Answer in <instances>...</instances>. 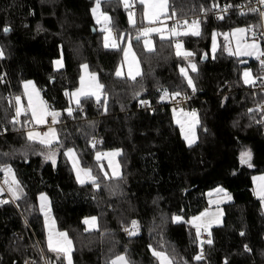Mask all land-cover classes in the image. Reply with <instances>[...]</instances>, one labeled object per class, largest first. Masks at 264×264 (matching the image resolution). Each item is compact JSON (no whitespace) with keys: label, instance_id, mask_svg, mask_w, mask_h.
I'll return each instance as SVG.
<instances>
[{"label":"trees","instance_id":"trees-1","mask_svg":"<svg viewBox=\"0 0 264 264\" xmlns=\"http://www.w3.org/2000/svg\"><path fill=\"white\" fill-rule=\"evenodd\" d=\"M219 1L169 0L178 16L202 14L200 36L177 38L194 56L187 60L177 56L170 43L176 38L163 42L157 38L152 52L139 53L141 75L130 79L115 74L120 50L103 46L91 15L94 0H0V49L4 52L0 76L5 81L0 83V131L7 128L0 135V164L13 168L24 193L20 200L3 199L9 203L0 204V264H24L30 258L40 264L39 247L55 261V254L45 246L38 205L41 193L51 202L56 227L73 241V264H108L125 249L131 264H158L149 245L188 264H225L226 259L228 264H264V213L251 181L253 174L264 173V121L257 107L264 95L241 80L244 66H251L257 77L256 61L230 56L219 35L258 25L259 16L250 11L241 15L235 9L214 20L211 11L202 13L201 6L209 9ZM229 1L237 6L248 0ZM103 9L112 17L113 27H127V13L119 0L103 3ZM5 26L11 29L8 34ZM213 31L218 34V47L211 54ZM203 53L208 60L202 62ZM58 56L63 67L54 69L52 62ZM189 61L197 64V71H190L195 92L180 73ZM82 64L97 73L105 86L107 110L95 98L87 102L81 98L84 112L71 104L74 111L69 116L64 111L70 106L65 90L78 85ZM28 79L47 104L61 112L55 128L62 146H53L55 166L39 154L46 148L37 142L28 146L23 127L28 115L20 116L18 130L11 123L15 111L8 98L20 95L22 81ZM162 89L190 96L188 109L195 110L199 119L197 140L191 147L173 122L172 109L157 106ZM141 99L155 107L138 108ZM89 122H95L94 127ZM68 148L74 149L81 167L92 169L99 189L91 182H77L63 154ZM245 148L252 152V167L240 163ZM112 149L121 150L118 162L123 180L106 179L105 162L96 160L97 151ZM117 185V194H110L109 189ZM218 185L233 200L222 206L221 224L210 229L213 244L203 245L205 258L197 262L193 257L200 251L199 241L195 229L184 221L206 208V191ZM91 216L97 218L98 227L86 231L82 221ZM173 216L183 220L173 222ZM132 220L139 222L140 231L130 237L123 228H131ZM245 244L251 252L244 251Z\"/></svg>","mask_w":264,"mask_h":264},{"label":"snow or ice","instance_id":"snow-or-ice-1","mask_svg":"<svg viewBox=\"0 0 264 264\" xmlns=\"http://www.w3.org/2000/svg\"><path fill=\"white\" fill-rule=\"evenodd\" d=\"M110 0H94V4L91 8V13L93 18L95 19L97 24H102V32L104 33V47H111L116 49L118 47L117 40L113 38V27L112 25V17L106 11H102V3H108ZM139 3L143 6V20H146L148 23L146 26L137 29V40L143 38L144 39V47L149 51H153L152 40L149 39L151 34L156 33L159 34L160 40L163 42L168 40L169 37L179 38L186 37L189 34L192 36H200L201 35V20L193 19L191 23L184 18L183 14L178 16L177 8L175 5H170L169 0H119V4L123 6L125 11L128 13V22L130 25L134 24L133 15H134V5ZM258 5L260 7H251L248 11L252 13H256L261 18L262 23L258 25H249L248 27H237L232 29L229 33H222L219 35H223L224 45L223 48L228 52L230 56H255L259 61L261 75L259 77L254 78L250 70L247 68L243 72V82L247 85H254L256 80L259 79L262 86H264V50L261 48V42H264V31H261L259 36H257L256 29H264V0H257ZM237 7L241 8V15H245L246 13L243 11V6L237 5L233 6L231 4H226L220 11L227 12L230 8ZM219 8V5L213 3L212 7L209 9H204L201 6V11L204 15H207L209 11L213 9ZM171 9V11H169ZM180 12L183 13V9H180ZM163 18L173 19L172 25L169 27L164 24ZM219 19H223V16H219ZM161 24L162 27H157L155 25ZM38 30H41L38 26ZM5 34H8L11 29L8 26H5L3 29ZM250 35V38H249ZM217 36L216 32H213L211 35L212 40V52L215 53L217 48ZM122 38V37H121ZM111 41V43H110ZM235 42V48L232 47V42ZM170 43L174 44L176 55L183 56L186 60L193 57L194 53L190 51L183 50V44L180 40H173ZM124 53L125 60L128 59L131 48L126 47L122 49ZM4 57V52L0 49V58ZM207 53H205L201 59H206ZM53 64L57 67H63L62 60L57 59L53 61ZM134 65V70H133ZM188 67L191 68L192 72L197 71V64L194 62H189ZM81 68L84 69V74L79 77V87L69 92L65 90V96L69 97L70 106L64 111L68 113L69 116H73V107L71 106L72 102H75L76 110L79 113L84 112V108L82 105L83 102H87L88 100L95 98V102L98 105L104 106L105 111L107 105V94L103 91L105 86L100 83L97 73L87 71L88 65L83 64ZM180 73L182 77L187 81L188 87L192 88L193 92L196 91L194 82L192 78L188 75L185 68H180ZM119 67L116 70V75L120 76ZM140 68L139 64L135 62V56H132V64L129 66V76L132 79H135L136 76H140ZM51 79V77H50ZM4 77L0 76V83H4ZM23 92L20 95H11L8 98L9 106L14 108L15 115L11 120V123L14 126L20 124V116L23 114L25 116L30 113V117L23 122V127L27 129L25 132V139L28 142L29 147H33L36 142L39 143L43 148H46V152H40L39 154L43 156L45 161H51L52 165H56V157L57 151L54 150V145L62 146V141L59 140V133L55 127V125L59 123V117L61 116V112L55 109H52L47 102L43 99L40 94V91L36 88L35 84L31 80L22 81ZM135 95H139L136 93ZM181 93L179 91L172 92L171 94L167 89L161 90L160 99L164 100L166 98H176L179 97ZM26 97L27 105L22 104L21 97ZM103 96V101L101 97ZM142 104L148 105V101H141ZM179 103V101H178ZM258 109H264V103L257 106ZM250 113L254 112L255 109H249ZM264 114V112H262ZM173 116L175 118V122L180 127L181 135L183 139L187 142L188 146L191 147L195 144L197 136L195 132V128L197 124H199V119L197 116V112L192 110L191 112H185L183 109H180L177 112L176 108H173ZM51 118V123L48 125L46 131H36L35 126L45 125L47 123V118ZM86 118V117H85ZM33 124V128H28L29 123ZM90 126L94 127L95 122H89ZM3 131H7V128H4ZM3 131H0V135H3ZM93 147H95L96 140L93 138L92 140ZM21 151V150H14ZM22 154L27 156L26 152H22ZM66 157H68L72 161L73 169L76 173V180L81 185L85 184L86 181L91 182L92 186L96 189L100 188V182L96 175L93 174L91 168L81 167L80 161L77 159V155L72 148H68L64 153ZM4 156H8L9 153H2ZM121 155V150L116 149L110 152H96V160L99 162L101 158L108 159V167L112 169L111 176L105 172V178L108 180L116 179L123 180L124 177L120 172V165L115 163V157ZM252 152L250 149H243L240 153V163L246 164L248 167H252ZM103 171V168H101ZM0 173H3V181L0 183V195H2L5 191V186L7 187V191L11 196L12 201H17L22 198L24 195L23 188L21 187L20 181L17 179L16 174L13 168L8 164H0ZM253 182L256 187L253 189L254 195L259 199L262 208H264V175L259 177H253ZM117 185L114 188H110L109 192L112 195L117 194ZM122 193V189L120 190ZM217 197L213 199V195ZM209 203L216 205V210L212 211L210 209H205L201 211L198 215H193L184 223L190 225L195 229V238L199 241L200 251L193 257V259L197 262L202 261L205 258L203 245L206 243L211 246L213 244L212 232L210 229L213 225L221 224V217L223 212L220 209V205L225 201H231V195L223 188L217 187L208 193ZM9 203L8 200L0 199V204ZM39 211L44 216V228L47 232V249L49 252L55 254V261L51 258H45L43 252L41 251L40 260L43 261V264H73V241L69 238L67 232L59 231L56 228V221L52 216L51 202L48 196L44 193H41L39 196ZM96 217L85 218L82 222L85 225H88L90 228L96 227ZM183 220L181 216H173V222H180ZM88 230L87 228L85 229ZM123 231L128 236H135L140 231V225L137 220L131 221V228L124 227ZM202 233H207V239H202ZM241 236H244L245 233L242 231L240 233ZM149 249L152 252L153 257L156 258L158 264H188V261L181 260L177 261L174 256H170L166 251L156 250L151 245H149ZM245 252H251V248L248 245H244ZM127 249H125L124 254L116 255L113 259H111L108 264H131V261L126 256ZM175 252V249H173ZM24 264H39L38 261L25 260ZM225 264H228L227 259L225 260Z\"/></svg>","mask_w":264,"mask_h":264},{"label":"rangeland","instance_id":"rangeland-1","mask_svg":"<svg viewBox=\"0 0 264 264\" xmlns=\"http://www.w3.org/2000/svg\"><path fill=\"white\" fill-rule=\"evenodd\" d=\"M93 4H94V2H93ZM140 6V12L137 14L136 13V11H134V15H133V21H134V24L133 25H130L129 24V22H128V13H127V27L126 28H124V29H122V28H116V27H113V24L111 25V27H113V38H115L116 40H117V43H118V47L116 48V49H119L120 50V55H121V59H120V62L118 63V65H117V67H116V70H117V68L119 67V69H120V76H123V77H128V78H130V79H132L130 76H129V66H130V64H132V56L134 55L135 56V62L136 63H138L139 64V68H140V73H141V62H140V58H139V53L141 52V51H148L145 47H144V39L143 38H141V39H139V41L138 40H134L135 38L137 39V33L135 34V35H133L131 32V29H139V28H142L143 26H146L147 25V21L146 20H143V6L142 5H140L139 3H136L134 6ZM93 6V5H92ZM92 8V7H91ZM102 11H105V9H103V3H102V9H101ZM109 14V13H108ZM91 15H92V13H91ZM110 15V14H109ZM92 18H93V16H92ZM162 19H163V21H164V24L165 25H167L166 23H167V21H168V19H166V18H163L162 17ZM93 20H94V22H95V25H96V27H97V30L98 31H100V36H101V42H102V44H103V46H104V33L102 32V24H97L96 23V21H95V19L93 18ZM260 20H261V18H260ZM262 22V21H261ZM155 26H157V27H162L163 25H161V24H157V25H155ZM122 37V38H121ZM157 38H160V36H159V34H156V33H153V34H151V36L149 37V39H151L152 40V47L154 48L155 47V40L157 39ZM170 38V37H169ZM249 38H250V35H249ZM176 40H177V38H176ZM179 40V39H178ZM182 42V41H181ZM110 43H111V41H110ZM182 44H183V42H182ZM130 46V48H131V52H130V55H129V57H128V59L127 60H125V58H124V53H123V51H122V49L123 48H126V47H129ZM233 46V45H232ZM108 48H111V47H108ZM174 49H175V47H174ZM183 50H185V51H188V50H186L185 49V47H184V44H183ZM175 52H176V50H175ZM57 59H61L62 60V57L61 56H58L57 58H55L53 61H55V60H57ZM189 62H192V61H189ZM189 62H187V64L186 65H184L183 66V68H185V70H186V72L188 73V75L190 76V71H192L191 70V68L190 67H188V64H189ZM52 65H53V68L54 69H59V68H61V67H57V66H55L54 64H53V62H52ZM83 65V64H82ZM181 68V67H180ZM248 69V70H250V73H251V75L254 77V74H253V70H252V68H251V66H244L243 68H242V70H241V80H242V83L244 84V82H243V72L245 71V69ZM116 70H115V74H116ZM133 70H134V65H133ZM87 71L89 72V73H91L92 71H90L89 69H87ZM82 74H84V69H82L81 68V66H80V73H79V77L82 75ZM136 77H138V76H136ZM135 77V78H136ZM28 80H30V79H28ZM26 81V80H25ZM32 81V80H31ZM187 82V81H186ZM35 84V83H34ZM244 85H247V84H244ZM36 86V85H35ZM79 87V78H78V85L76 86V88H78ZM36 88H37V86H36ZM75 88V89H76ZM38 89V88H37ZM74 90V89H73ZM72 90V91H73ZM23 92V85H21V93ZM71 92V91H70ZM103 98V96L101 97V99ZM21 100H22V104H24L25 106L27 105V99H26V97H21ZM72 105H75V102L73 101L72 102ZM185 112H191V110H187V111H185ZM23 115V114H22ZM30 113H28V116L30 117ZM48 119H50V123H51V118L49 117V118H47V123L45 124V125H39V126H35V130L36 131H41V132H43V131H46L47 130V127H48ZM53 127H55V125H52ZM34 126H33V124L30 122L29 123V126H28V128H33ZM197 127V126H196ZM41 128H43V130H41ZM27 131V130H26ZM195 132H197L196 131V128H195ZM38 143V142H37ZM74 150V149H73ZM66 151V150H65ZM66 157V156H65ZM67 158V160L69 161V163H70V165L72 166V161L68 158V157H66ZM78 159V158H77ZM114 162H115V160H114ZM72 168H73V166H72ZM73 171H74V169H73ZM111 172H112V169H110V171H108V174L111 176ZM74 173H75V171H74ZM0 176H1V183H2V181H3V173H0ZM75 177H76V173H75ZM86 182H88V181H86ZM85 182V183H86ZM5 189H6V191H7V187L5 186ZM8 192V191H7ZM11 197V196H10ZM41 215H42V218L44 219V216H43V214L41 213Z\"/></svg>","mask_w":264,"mask_h":264},{"label":"built area","instance_id":"built-area-1","mask_svg":"<svg viewBox=\"0 0 264 264\" xmlns=\"http://www.w3.org/2000/svg\"><path fill=\"white\" fill-rule=\"evenodd\" d=\"M216 4L219 5V8L213 9L211 11L212 18L214 20H219V18H218L219 16H223L224 17V16L231 15L235 11V9L239 13L241 12V8L237 9L236 7L230 8L227 12L220 11V9H222L226 4L233 5L229 0H221L218 3H216ZM239 5L243 6V11L245 13H248L249 12L248 9L251 8V7H260V5H258V3H257V0H248L247 2L241 3ZM136 9H137V6H134L133 10L136 11ZM184 18H186L189 21V23H191V21L193 19H201L202 18V14L191 15L189 17H184ZM173 22H174L173 19H169L167 21V25L170 27ZM259 23H262L261 20H260V17H259ZM261 31H264V29L258 28V30H256L257 36H259ZM261 48H262V50H264V42H261ZM255 61L257 63V77H259L261 75L260 64H259V61L257 59H255ZM251 86H252V89L257 90V91L261 92L264 95V86L261 85L259 79H257L256 83L254 85H251ZM169 93L171 94L172 92H169ZM141 101H147V100L141 99L138 102V104H137L138 108H149L151 110V109H153L155 107V105H151L149 103H148V105L142 104ZM178 101H179V103H178ZM189 101H190V96L189 95L181 94L179 97H176L174 99L173 98H166L164 100L160 99V101H159L157 106H159L161 109H163L165 106H169L172 110H173V108H176L177 111H179L180 109H183L184 111H187V110H189L188 109ZM262 103H264V99L260 102L259 105H261ZM259 112H260V115H261V117H262V119L264 121V114H262V112H264V109H259ZM48 124H50V119H48ZM41 130H43V128H41ZM0 183H1V176H0ZM1 197H2V199H11L10 195L8 194V192L6 190L4 191V193L2 194ZM201 238L202 239H207V233H202V237ZM39 249H40V253H39V259H40V254H41L42 249L40 247H39ZM44 256H45V254H44ZM45 258H47V257L45 256ZM27 260L34 261L32 258L27 259ZM40 264H43V261L40 260Z\"/></svg>","mask_w":264,"mask_h":264},{"label":"crops","instance_id":"crops-1","mask_svg":"<svg viewBox=\"0 0 264 264\" xmlns=\"http://www.w3.org/2000/svg\"><path fill=\"white\" fill-rule=\"evenodd\" d=\"M237 28V27H236ZM233 29H235V28H233ZM232 30V29H231ZM230 30V31H231ZM229 31V32H230ZM213 32H215V31H213ZM212 32V33H213ZM228 32V33H229ZM232 47H233V49L235 48V42L233 41L232 42ZM217 47H218V37H217ZM216 50H217V48H216ZM210 52H211V54H213V52H212V40L210 41ZM237 57V56H236ZM238 58H243V59H245V60H250V59H253V60H255L256 59V57L255 56H242V57H238ZM177 112H179V111H177ZM172 119H173V122L178 126V128H179V130H180V127H179V125L175 122V118H174V116H173V110H172ZM198 125V124H197ZM181 133V132H180ZM182 136V135H181ZM196 136H197V133H196ZM182 138H183V136H182ZM197 140V139H196ZM185 141V140H184ZM185 143L187 144V142L185 141ZM188 145V144H187ZM113 150H116V149H112V150H105V151H100V152H110V151H113ZM101 160H103L104 162H105V164H106V166H107V169H106V172L108 173V171H110V169L111 168H109L108 167V159L107 158H101ZM115 163H118L119 164V162H118V156L117 157H115ZM120 172H121V169H120ZM112 173V172H111ZM75 174V173H74ZM262 175H264V173H256V174H253L252 175V177H251V181H252V191H253V189L256 187V185L254 184V182H253V177H259V176H262ZM219 187H222V186H220V185H218ZM218 186H215V187H212V188H210L209 190H207L206 191V198H207V206H206V208H204L202 211H204L205 209H210V210H212V211H215L216 210V205L215 204H210L209 203V196H208V193L209 192H211L212 190H214V189H216ZM224 188V187H223ZM225 189V188H224ZM6 190V189H5ZM226 190V189H225ZM227 191V190H226ZM228 192V191H227ZM229 193V192H228ZM9 194V193H8ZM230 194V193H229ZM254 194V193H253ZM10 195V194H9ZM231 195V194H230ZM40 196V195H39ZM39 196H38V205H39ZM256 198H257V196L256 195H254ZM231 197H232V195H231ZM213 199H216L217 197L215 196V194L213 195V197H212ZM232 200H233V198L231 199V201H225L224 203H222L221 205H220V209H221V211H222V206L224 205V204H228V203H230V202H232ZM262 207V206H261ZM262 210H263V213H264V208H262ZM201 212V211H200ZM200 212H198L197 214H194V215H198ZM223 212V211H222ZM41 213V212H40ZM53 216V215H52ZM193 216V215H192ZM192 216H190V217H192ZM92 217V216H91ZM91 217H87V218H91ZM189 217V218H190ZM188 218V219H189ZM43 219V218H42ZM187 219V220H188ZM221 220H222V217H221ZM43 224H44V219H43ZM84 224V223H83ZM213 226H215V225H213ZM84 227H85V229L87 228L88 230L87 231H93V230H96L97 229V227H98V225H97V220H96V227L95 228H90L88 225H85L84 224ZM57 228V227H56ZM57 230H59L58 228H57ZM59 231H61V230H59ZM46 237H47V232H46V229H45V246H46V248H47V241H46Z\"/></svg>","mask_w":264,"mask_h":264},{"label":"water","instance_id":"water-1","mask_svg":"<svg viewBox=\"0 0 264 264\" xmlns=\"http://www.w3.org/2000/svg\"><path fill=\"white\" fill-rule=\"evenodd\" d=\"M92 32L94 33L95 32V28L94 27H92ZM134 40H137L136 38L134 39ZM205 53H203L202 55H201V57L204 55ZM202 62L203 61H206V60H208V56H207V58L206 59H200Z\"/></svg>","mask_w":264,"mask_h":264},{"label":"bare ground","instance_id":"bare-ground-1","mask_svg":"<svg viewBox=\"0 0 264 264\" xmlns=\"http://www.w3.org/2000/svg\"><path fill=\"white\" fill-rule=\"evenodd\" d=\"M190 102V101H189ZM189 104V103H188Z\"/></svg>","mask_w":264,"mask_h":264}]
</instances>
